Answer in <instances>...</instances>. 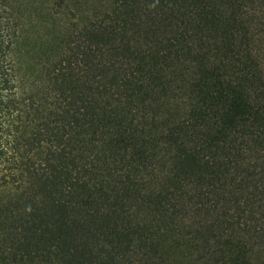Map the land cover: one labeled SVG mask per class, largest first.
Returning <instances> with one entry per match:
<instances>
[{
    "label": "trees",
    "instance_id": "obj_1",
    "mask_svg": "<svg viewBox=\"0 0 264 264\" xmlns=\"http://www.w3.org/2000/svg\"><path fill=\"white\" fill-rule=\"evenodd\" d=\"M0 264H264V0H0Z\"/></svg>",
    "mask_w": 264,
    "mask_h": 264
},
{
    "label": "rangeland",
    "instance_id": "obj_2",
    "mask_svg": "<svg viewBox=\"0 0 264 264\" xmlns=\"http://www.w3.org/2000/svg\"><path fill=\"white\" fill-rule=\"evenodd\" d=\"M90 2H93V1H98V0H89ZM42 31V30H41ZM43 32V31H42ZM182 262H180V263H184V258L183 259H180ZM187 261V260H186ZM188 262V261H187ZM188 263H190V262H188Z\"/></svg>",
    "mask_w": 264,
    "mask_h": 264
}]
</instances>
